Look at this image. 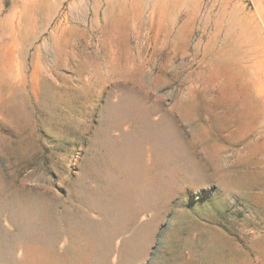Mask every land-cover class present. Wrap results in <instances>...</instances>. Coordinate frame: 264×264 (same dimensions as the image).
Returning a JSON list of instances; mask_svg holds the SVG:
<instances>
[{
    "label": "rangeland",
    "instance_id": "374dc122",
    "mask_svg": "<svg viewBox=\"0 0 264 264\" xmlns=\"http://www.w3.org/2000/svg\"><path fill=\"white\" fill-rule=\"evenodd\" d=\"M145 123L176 155L158 194ZM69 211L101 226L78 264H264V0H0V264Z\"/></svg>",
    "mask_w": 264,
    "mask_h": 264
},
{
    "label": "bare ground",
    "instance_id": "6f19581e",
    "mask_svg": "<svg viewBox=\"0 0 264 264\" xmlns=\"http://www.w3.org/2000/svg\"><path fill=\"white\" fill-rule=\"evenodd\" d=\"M159 128L160 127L158 125L149 126L147 123H145L143 125L144 130H140V131L136 130L135 131L136 138L134 141L133 150L131 151L132 157L135 156L137 154L136 149L138 148L139 145L140 147L144 146L145 148H147L148 152L151 150V152L153 153L154 165L146 170V173L148 174L146 185L149 193H156V194H158V192L165 191L169 186V182L171 181V176H175L178 172V167L175 164L176 162L175 151L166 150ZM103 150L104 149L102 148L101 153H103V155H101V158L105 160L104 157L106 155V152H104ZM100 171H101L100 172L101 175L107 172L106 169H102V168L100 169ZM132 171L134 174H137L138 172L141 171V167L138 164H134ZM155 202L157 203V200H154V203ZM49 203H50L49 197L47 195H42V194H38L36 196L32 195L31 197L26 198L25 202L23 203V206L22 207L20 206V208L21 209L24 208L27 211L29 210V212H34L35 217H44L46 215L45 213L46 210L48 211L50 208ZM39 210L40 212L42 210L43 213H40ZM103 214L104 215L108 214V211L103 210Z\"/></svg>",
    "mask_w": 264,
    "mask_h": 264
},
{
    "label": "crops",
    "instance_id": "0c3cea01",
    "mask_svg": "<svg viewBox=\"0 0 264 264\" xmlns=\"http://www.w3.org/2000/svg\"><path fill=\"white\" fill-rule=\"evenodd\" d=\"M65 210V209H63ZM52 214L50 215V217ZM63 218H65V214H62ZM68 216L69 220H58L53 217L49 220L50 225L48 228V241L50 247L46 248V250H37L36 261L37 263H45V264H61L65 260V258H69L70 262L72 261L74 264H78V258L83 254V250L87 251L91 257H95L96 255H101V245L98 242L96 244V233L98 231L99 236L101 235V226H98L96 222L90 219H82L80 221H76L77 217L80 216L77 211H69ZM63 221V222H62ZM67 221V222H66ZM79 222L82 225H79ZM62 238V240H66L67 245L65 247L66 252L61 255L62 252H57V243ZM75 247V248H74ZM61 257H64L61 259ZM44 261H43V260Z\"/></svg>",
    "mask_w": 264,
    "mask_h": 264
}]
</instances>
